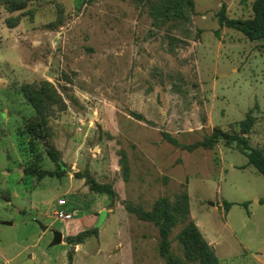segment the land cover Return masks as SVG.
Returning a JSON list of instances; mask_svg holds the SVG:
<instances>
[{
	"label": "rangeland",
	"instance_id": "1",
	"mask_svg": "<svg viewBox=\"0 0 264 264\" xmlns=\"http://www.w3.org/2000/svg\"><path fill=\"white\" fill-rule=\"evenodd\" d=\"M193 1L167 17L164 0H0V264H202L180 240L191 218L219 264H264V176L235 142L205 143L218 128L242 134L252 113L244 135L264 149V39L219 23L223 4L248 19L256 0ZM42 90L44 140L27 132ZM49 147L70 170L26 173L57 170ZM59 198L73 219L57 217ZM167 203L179 209L164 253L135 208Z\"/></svg>",
	"mask_w": 264,
	"mask_h": 264
},
{
	"label": "trees",
	"instance_id": "2",
	"mask_svg": "<svg viewBox=\"0 0 264 264\" xmlns=\"http://www.w3.org/2000/svg\"><path fill=\"white\" fill-rule=\"evenodd\" d=\"M179 0H164L163 6L166 8L164 12L165 16H174L181 17L184 15V10L182 8V3L185 7L193 8V0H182V2L176 6ZM15 3V1H14ZM23 6V3L17 2L16 7ZM168 9V10H167ZM255 15L252 18L243 19V18H230L226 14V5L223 4L219 12V23L227 27L239 30L243 32L249 39H264V0H256L254 3ZM36 94V98L31 96L34 102L35 107L37 108V117L35 119L36 123L30 124L27 128V132L30 135H33L37 138H44L46 133L44 128L46 124L45 112L46 106L44 99L42 98L44 90L40 92H32ZM254 122V116L252 113H249L247 117L241 121V133H229L221 129H215L213 134L207 136L206 144L211 145L217 140L224 139L227 143H236L239 148L248 156V161L250 164L254 165L264 176V149L253 147L250 144L249 138H247L246 133H248ZM169 138L173 143L180 145L178 140L175 137H172L168 134ZM44 140V139H42ZM48 154L51 159L57 164V170H40L37 168H28L25 170L26 173L30 175L38 176L39 178H44L46 176H59L62 175L65 170H70L63 160L59 158L54 149L48 148ZM78 177L86 178L87 184L90 188L99 194H108V196L113 197L115 195V189L112 184H102L95 180L90 175H81L78 174ZM264 203V198L260 200ZM234 204V202L226 201L224 206L227 210ZM245 206H248L247 202L243 203ZM178 207H171L168 203L166 207H163L159 204L155 206V209L152 211H144L140 208H135V211L138 212L139 216L143 219L153 220L159 226L161 230V246L164 253H168L171 248V241L169 240V234L172 226L178 222L177 214L173 210H178ZM184 214L183 220L186 222V213L188 214L189 209L186 208L185 211L181 210ZM98 235V226L85 229L80 231L76 235H71L67 238L68 242L81 243L86 237ZM75 239V240H74ZM180 240L185 248L189 251L191 258L193 260H199L202 264H219V257L214 250V247L209 243V241L203 235L198 224L191 218L185 225L184 229L180 233ZM177 264V263H175Z\"/></svg>",
	"mask_w": 264,
	"mask_h": 264
},
{
	"label": "crops",
	"instance_id": "3",
	"mask_svg": "<svg viewBox=\"0 0 264 264\" xmlns=\"http://www.w3.org/2000/svg\"><path fill=\"white\" fill-rule=\"evenodd\" d=\"M61 198H59L58 199V202H57V205H56V209L58 208V209H61V208H64V209H66L67 211H69V212H71L72 214H73V212L71 211V209L70 208H68V207H65L66 205H59V200H60ZM65 200H67V199H65ZM67 202L68 201H66V204H67ZM99 211V214H95V215H93V217H95L94 218V220L92 219V220H90L89 222H86V224H87V226H89V225H91L92 224V222L93 221H96V219L98 218V216L100 215V213L101 212H104L105 210H104V207H103V209L101 210H98ZM87 215V214H86ZM87 217H91L90 215H87ZM71 219H73V215H72V217L69 219V220H71ZM62 220H64V219H62ZM68 220V221H69ZM65 221H67V220H65ZM94 223V222H93ZM48 227H49V225H48ZM82 227V226H81ZM82 231V230H81ZM202 231V230H201ZM80 232V229H76V228H74V230H72V231H70V235H76L77 233H79ZM203 233V232H202ZM205 236V235H204ZM206 237V236H205ZM64 242V241H63ZM210 243V242H209ZM211 244V243H210ZM212 245V244H211ZM74 247H75V245H74ZM33 255V254H32Z\"/></svg>",
	"mask_w": 264,
	"mask_h": 264
},
{
	"label": "water",
	"instance_id": "4",
	"mask_svg": "<svg viewBox=\"0 0 264 264\" xmlns=\"http://www.w3.org/2000/svg\"><path fill=\"white\" fill-rule=\"evenodd\" d=\"M93 117V114L91 115ZM21 171H23V168L21 167L20 168ZM36 221L40 224V226L46 230L48 228V225H45L42 221H40L39 219H36ZM6 223H12V222H6ZM55 232V239H54V242L53 243H61L63 242L64 240V235H63V232L62 231H59V230H54ZM74 247V246H73Z\"/></svg>",
	"mask_w": 264,
	"mask_h": 264
},
{
	"label": "built area",
	"instance_id": "5",
	"mask_svg": "<svg viewBox=\"0 0 264 264\" xmlns=\"http://www.w3.org/2000/svg\"><path fill=\"white\" fill-rule=\"evenodd\" d=\"M65 204H66V200L64 198L59 200V205H65ZM55 214L59 219H70L73 215L71 212L67 211L64 208L57 209L55 211Z\"/></svg>",
	"mask_w": 264,
	"mask_h": 264
}]
</instances>
